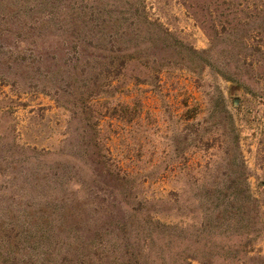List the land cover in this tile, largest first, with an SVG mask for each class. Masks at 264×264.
Returning a JSON list of instances; mask_svg holds the SVG:
<instances>
[{
	"label": "rangeland",
	"instance_id": "1",
	"mask_svg": "<svg viewBox=\"0 0 264 264\" xmlns=\"http://www.w3.org/2000/svg\"><path fill=\"white\" fill-rule=\"evenodd\" d=\"M9 1L0 0V225L52 230L75 198L89 201V217L99 224L100 205L116 208L124 193L153 217L158 199L174 208L157 204L177 229L149 225L147 264H264V0ZM251 4L260 18L240 13ZM9 10L19 12L5 16ZM26 10L29 31L47 22L42 36L21 30ZM217 11L230 14L228 31L211 15ZM116 21L134 29L121 37L119 55L135 58L117 87L107 83L118 75L104 74L98 95L83 103L64 82L53 87L57 70L64 79L80 50L93 49L94 35ZM42 48L59 53L40 74H24L22 56L7 58L25 49L24 65L35 64L41 57L31 51ZM154 54L158 64L140 63ZM122 104L135 119L119 117ZM88 151L106 155L110 176L88 161ZM121 170L129 173L124 179ZM205 185L217 188L215 202L200 195ZM237 185L249 190L246 197L235 194ZM216 208L226 213L217 217ZM41 216L52 222L32 224ZM188 255L194 258L184 261Z\"/></svg>",
	"mask_w": 264,
	"mask_h": 264
},
{
	"label": "trees",
	"instance_id": "2",
	"mask_svg": "<svg viewBox=\"0 0 264 264\" xmlns=\"http://www.w3.org/2000/svg\"><path fill=\"white\" fill-rule=\"evenodd\" d=\"M223 3L226 5L227 3L233 2L231 0H224ZM239 6H242V4H239ZM6 7L9 9L10 3L7 4ZM1 8L4 7L1 6ZM228 10H230V7ZM18 12L19 11L10 12L9 10L5 13V16L10 17L13 13ZM27 12L28 10L18 18L21 30L25 32L26 30H30L28 29L30 19ZM138 13L139 9H135V14ZM218 13L219 14L211 13V15L218 18V23L222 24L224 31H228L227 27L232 24L229 18L230 14L226 15V13L223 12ZM240 13L243 14L247 20L258 19L262 15L259 11V7H254L252 4L249 6L248 10L243 6ZM237 18L238 15L234 17V20H237ZM223 19L224 21H221ZM10 20L15 22L14 17H11ZM120 23V21H116L115 23L109 24L105 26L104 29H101L100 35H94L89 43V46L93 49L80 50L77 62L67 71L64 79L62 77L64 76V71L62 68H59L54 75L55 80L53 78L51 81L55 82L52 84L54 85L53 87H58L56 83L58 81L64 82L66 87L79 91V95H73V99H76L75 102L78 100H80L79 103L87 102V100L92 101L93 97L97 96L100 90L98 84L100 77L104 74L110 75L116 73L118 76L109 77L107 83L108 89H115V87H117L116 84L120 82L121 77L124 75L122 73L123 68L126 67L129 62L135 60L134 57L129 59L127 57L128 55L124 57L119 55L121 51V37L123 35H131V33L134 32L132 24L124 27L125 25H121ZM237 23H240L239 20ZM46 26L47 22H41L36 29L37 31H29L31 32L30 35L32 37L42 36ZM236 26V24L233 26L234 30L237 29ZM130 29L131 33L129 31ZM134 39H137V35L135 34L131 40ZM88 50H94L97 54H89ZM58 51V49L54 51L45 48H42L41 51L33 49L31 54L41 57L35 64L27 63L24 65V61L26 60L25 57L28 53L25 49L21 51L12 49L8 57H6L11 60L13 58L19 59V57L22 56L23 62L19 68L23 70L22 72L24 74L30 76L32 69L35 74L42 72L40 69L46 66L47 58L51 55L57 57ZM151 56H153L152 59H150L149 56L142 58L140 63L145 65L150 62L158 64V61L162 60V57L158 58L155 54ZM148 66L149 65H146V68ZM156 76H158L157 78H161L159 71ZM146 82L147 81H143L144 84H146ZM120 106V118L129 122L135 119L137 113L131 114L132 107L129 104H122ZM227 115L228 112L224 111L222 113V118H227ZM180 138V135L176 137V143L180 141ZM96 139L97 137L94 136L93 140ZM86 144L88 145L89 142L86 141ZM88 152L85 154L88 161L94 163L95 166L100 165L103 168V174L107 173L110 176L111 173L109 169L112 165H109L108 169L105 166L107 163L106 155L104 153H98L96 154L97 157H94L93 151ZM120 172L122 173H119L118 176L123 174V177L120 179L126 178L129 174H126L122 170ZM101 174L102 172L97 173L100 179L102 178ZM102 180L106 181L105 179ZM108 187L112 189V187ZM238 192L246 197L249 190L240 189L239 185H237V192L235 194ZM111 194L113 193L111 192ZM217 194V188L212 185H205L200 191V195L206 202H215ZM130 198V196L123 193L122 201L116 208L112 204H108L107 206L105 203L101 204L100 206L103 210L100 211L104 214L105 220L99 224L89 217V201L78 198H75L70 203H64V206H66L65 212L61 215L60 219H56L57 228H52V230H39L37 228L34 231L22 232L17 228L16 224L9 225L3 221L2 225H0V264H147L144 261L145 252H151L154 248L153 242L151 241L149 243L151 238L149 225L156 224L161 228L172 229V231L173 229H177V224L162 219V216H164L162 215L163 212L174 211V208L163 203V201L160 202V199H158L156 200L157 202L154 203L155 210L152 213V215H154L153 217L145 212L142 213V209L136 206V204H138L142 207V203H130ZM244 199L246 200V198ZM237 200H239V198H237ZM158 203H160L159 206L161 209L165 211H160L156 208ZM245 206H247L246 208L248 209L250 208L248 211L253 212L254 208L249 204L247 205L246 203ZM116 210H119L120 213L119 216L114 217ZM215 210L217 212V217H221L226 213V209L224 208H216ZM140 214L144 216L139 220L137 216ZM41 218L42 216L39 218L35 217L32 224L37 223L43 225L42 223L52 222L51 219L49 221V219L46 218L40 221ZM161 219L165 220V222ZM139 233H145L148 237L141 239L139 238ZM169 236L174 237L172 233L169 234ZM196 243H198V240H196ZM193 258L194 257L188 255L184 261ZM186 264H191V262Z\"/></svg>",
	"mask_w": 264,
	"mask_h": 264
}]
</instances>
